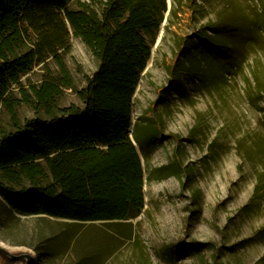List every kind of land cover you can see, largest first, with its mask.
<instances>
[{
	"label": "rangeland",
	"instance_id": "obj_1",
	"mask_svg": "<svg viewBox=\"0 0 264 264\" xmlns=\"http://www.w3.org/2000/svg\"><path fill=\"white\" fill-rule=\"evenodd\" d=\"M168 6L175 11L133 98V121L145 130L142 146L131 134L144 166L142 214L92 223L13 218L0 199V242L27 249L36 264H264V0ZM176 36L188 41L172 77ZM69 40L70 52L59 54L72 87L61 86V107L81 106L75 90L97 69L83 41ZM50 75L62 82L54 58L22 75L13 90L21 120L37 117L22 91L35 100L32 86Z\"/></svg>",
	"mask_w": 264,
	"mask_h": 264
},
{
	"label": "trees",
	"instance_id": "obj_2",
	"mask_svg": "<svg viewBox=\"0 0 264 264\" xmlns=\"http://www.w3.org/2000/svg\"><path fill=\"white\" fill-rule=\"evenodd\" d=\"M174 11L168 0H0V199L13 218L92 223L142 214L144 166L131 134L140 145L145 130L133 121V98ZM71 34L90 49L97 69L75 90L81 106L61 107V86L72 84L59 52H70ZM187 41L177 43L172 77ZM48 58L62 82L45 77L31 88L35 100L23 90L37 117L21 120L13 90L35 61Z\"/></svg>",
	"mask_w": 264,
	"mask_h": 264
},
{
	"label": "water",
	"instance_id": "obj_3",
	"mask_svg": "<svg viewBox=\"0 0 264 264\" xmlns=\"http://www.w3.org/2000/svg\"><path fill=\"white\" fill-rule=\"evenodd\" d=\"M59 220H63V219H59ZM64 221H68V220H64ZM0 263L1 264H36V258L32 255L30 251H28L25 248L14 249L0 242Z\"/></svg>",
	"mask_w": 264,
	"mask_h": 264
},
{
	"label": "bare ground",
	"instance_id": "obj_4",
	"mask_svg": "<svg viewBox=\"0 0 264 264\" xmlns=\"http://www.w3.org/2000/svg\"><path fill=\"white\" fill-rule=\"evenodd\" d=\"M1 264V263H0Z\"/></svg>",
	"mask_w": 264,
	"mask_h": 264
}]
</instances>
